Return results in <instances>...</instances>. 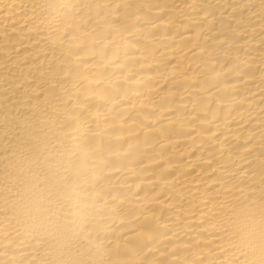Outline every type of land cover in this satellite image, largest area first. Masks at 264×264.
Here are the masks:
<instances>
[{
	"label": "bare ground",
	"instance_id": "bare-ground-1",
	"mask_svg": "<svg viewBox=\"0 0 264 264\" xmlns=\"http://www.w3.org/2000/svg\"><path fill=\"white\" fill-rule=\"evenodd\" d=\"M0 264H264V0H0Z\"/></svg>",
	"mask_w": 264,
	"mask_h": 264
}]
</instances>
